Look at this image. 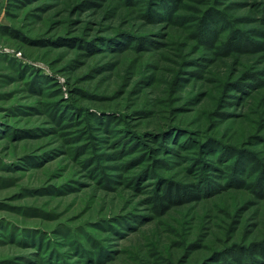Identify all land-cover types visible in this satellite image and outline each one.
Here are the masks:
<instances>
[{"label":"rangeland","instance_id":"rangeland-1","mask_svg":"<svg viewBox=\"0 0 264 264\" xmlns=\"http://www.w3.org/2000/svg\"><path fill=\"white\" fill-rule=\"evenodd\" d=\"M6 4L0 264H264V0Z\"/></svg>","mask_w":264,"mask_h":264},{"label":"trees","instance_id":"trees-1","mask_svg":"<svg viewBox=\"0 0 264 264\" xmlns=\"http://www.w3.org/2000/svg\"><path fill=\"white\" fill-rule=\"evenodd\" d=\"M25 1V0H24ZM23 0H7V4H6V15L11 18L13 16V12L12 9H15L17 6H19L21 3L24 2ZM8 32H12L11 30H9ZM168 194L167 197H165L166 200H164L165 205H169L170 203H174V200L177 198V196H180V193H186L185 189H181L176 186V187H168ZM191 195V194H189ZM199 197V195H198ZM196 195L192 194L190 198H198ZM189 198V199H190ZM251 251V250H250ZM244 253L242 258H245V256L247 255V251H242ZM241 253L235 252L233 255L234 256H238Z\"/></svg>","mask_w":264,"mask_h":264},{"label":"crops","instance_id":"crops-1","mask_svg":"<svg viewBox=\"0 0 264 264\" xmlns=\"http://www.w3.org/2000/svg\"><path fill=\"white\" fill-rule=\"evenodd\" d=\"M1 1V0H0Z\"/></svg>","mask_w":264,"mask_h":264}]
</instances>
